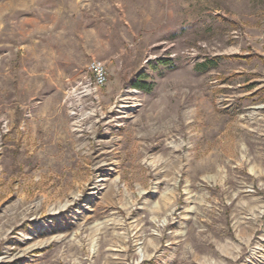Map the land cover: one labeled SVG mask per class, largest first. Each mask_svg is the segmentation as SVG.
I'll use <instances>...</instances> for the list:
<instances>
[{"label":"rangeland","instance_id":"374dc122","mask_svg":"<svg viewBox=\"0 0 264 264\" xmlns=\"http://www.w3.org/2000/svg\"><path fill=\"white\" fill-rule=\"evenodd\" d=\"M0 264H264V0H0Z\"/></svg>","mask_w":264,"mask_h":264},{"label":"built area","instance_id":"2783aa9c","mask_svg":"<svg viewBox=\"0 0 264 264\" xmlns=\"http://www.w3.org/2000/svg\"><path fill=\"white\" fill-rule=\"evenodd\" d=\"M86 75L89 77L86 86V89L89 90V92L103 88L108 82L106 67L99 61L93 60L88 63L86 67Z\"/></svg>","mask_w":264,"mask_h":264},{"label":"trees","instance_id":"16d2710c","mask_svg":"<svg viewBox=\"0 0 264 264\" xmlns=\"http://www.w3.org/2000/svg\"><path fill=\"white\" fill-rule=\"evenodd\" d=\"M218 59H214L213 61H209L208 63L206 64H203V65H200V67L198 68H201L202 71H205L209 68H212L216 65V62H217ZM136 88H139V89H142V90H147L146 87H144L143 85H141L140 83L136 82L133 84Z\"/></svg>","mask_w":264,"mask_h":264}]
</instances>
